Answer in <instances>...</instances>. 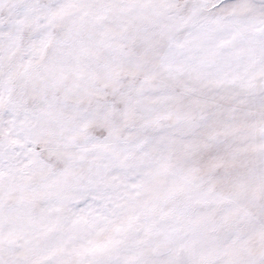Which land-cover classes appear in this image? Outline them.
<instances>
[{"label":"snow or ice","instance_id":"1","mask_svg":"<svg viewBox=\"0 0 264 264\" xmlns=\"http://www.w3.org/2000/svg\"><path fill=\"white\" fill-rule=\"evenodd\" d=\"M0 264H264V0H0Z\"/></svg>","mask_w":264,"mask_h":264}]
</instances>
